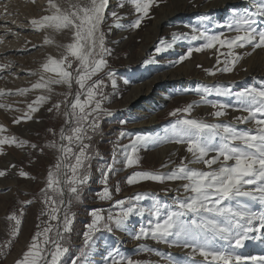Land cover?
<instances>
[{
	"label": "rangeland",
	"instance_id": "374dc122",
	"mask_svg": "<svg viewBox=\"0 0 264 264\" xmlns=\"http://www.w3.org/2000/svg\"><path fill=\"white\" fill-rule=\"evenodd\" d=\"M259 2L260 0H157L150 7L149 17L142 21L138 29H133L130 25L137 14L131 0H119L123 7L117 6L118 0H110L101 29L105 33V45L111 54L106 56L109 68L100 73L99 77L104 78L106 85L103 89L106 99L102 108L111 115H102L95 134L89 133L93 136L92 140L85 141L91 145L89 151L92 159L88 170L90 179L81 187L79 200H73L71 203V231L64 234V241L61 242L69 251L61 257L59 264H72L77 258L79 264H92L96 258H100L96 264H107L105 257L108 251L117 249L120 256L133 261L170 264L171 259L179 264H205L198 254L194 258L191 257V249L156 243L150 238L140 241L133 239L134 227L148 228L149 222L155 219L149 214L154 198L172 209L176 200H184L187 194L182 188L183 181H143L130 186L126 182L127 177L135 172L167 174L180 164L181 158L187 157V160H191L192 157L186 152V145L183 144L139 143L136 144L135 152L132 151V145L137 135L163 136L167 126L178 118L170 116L169 113L189 104L193 105V109L187 118L208 123L231 124L240 130L254 127L252 124L237 121V117L247 113L237 110L235 93L250 87L264 88V49L252 51L250 46L234 49L242 59L230 73L216 71L215 75L208 74L207 70L222 67L216 65L217 55L228 52L226 47L220 48L219 45L216 48L194 52L183 62L176 61L188 47H198L205 42L203 38L192 39L193 35H198L192 29L207 30L210 34L224 33V36L235 35L227 27L219 26L229 23L233 10H255ZM63 3V10L71 11L73 5L86 4L88 0H64ZM223 3L225 4L222 5ZM112 11H116L121 19L111 18ZM50 13L49 0H0V27L6 25L2 22L8 23L4 28L5 32L0 34L4 38L6 33L8 37L0 38V47H13L10 49L13 53H4L6 56L1 54L0 58L5 57L14 63L8 65L11 66L7 71L0 69V91L3 92V95H0V126L5 129L0 132V136H14L18 141L27 142L23 146L0 145V171L6 173L0 177V264H4V259L8 258L9 254L12 257L17 256V260L22 258L32 243L33 236L37 232H43L49 224L53 226V230L47 233L51 239L62 219L61 215L60 219L51 221L46 214L50 205L45 204L43 191L47 190L48 195L58 199L52 190L47 189V174L50 169L55 171L54 166L59 155L55 148L46 145L51 142H55L57 147L61 143L67 144V141L59 139L61 128L67 131L69 127L65 124L64 113L68 109L63 101L69 91L74 94L78 86L73 82V87L69 90L67 85H50L51 91H48L46 88L33 89L32 85L40 81L39 78L44 73L42 65L47 62L48 56L56 54V59H61L67 55L66 45L72 41V33L70 31L69 40L60 45L61 49L56 50L54 48L57 43L52 41L54 45L51 47L49 43L43 42L42 37L47 38L44 31L28 26L30 22L25 21H30L32 17L39 19ZM16 19L19 22H14ZM257 19V27L264 30V17ZM16 26L25 27V30H18ZM161 40L165 42L167 50L157 54L155 49L161 46ZM27 44L32 46L25 47ZM34 45L36 47H33ZM69 59L73 60L71 57ZM220 59L223 60L224 56L221 55ZM75 65L73 60V69L70 71L74 70ZM18 66L20 71L16 70ZM109 70L114 73L115 88L105 76ZM154 80L156 85L153 87ZM205 86H224L230 88L233 95H216L215 92L206 95L203 92ZM139 87L142 90H136ZM23 88L29 91L19 95L18 90ZM150 89L151 94L144 95ZM40 96H45L46 101L39 106L37 112L31 114V120L25 119V113L30 111L28 105L33 104ZM71 98L68 96V99ZM205 100L207 104L203 103ZM58 102L61 104L59 110L53 109L49 112L48 109ZM213 103L230 107L226 109L225 115L215 119L211 115L216 110L210 106ZM17 118L21 121L18 124L14 123ZM121 121L127 123L122 124ZM121 132L126 133L123 138L120 136ZM31 145L37 147L34 149ZM127 155L132 156L134 160L131 167L126 166ZM109 166L113 171L108 175L107 186L112 193V200H102L99 196L104 187L101 181ZM190 166L205 170L203 164ZM21 171L27 173L29 178L20 176ZM117 187L119 192L116 191ZM251 187L254 186H246ZM137 195L144 198L137 201L134 199ZM64 198L68 199L66 191ZM239 199L249 204L253 210L264 211V204L250 198ZM117 200L128 201L124 207L135 206L144 214L132 215L127 221V230H114L111 233L101 230L94 233L90 246L85 248L83 233L88 230L87 225L93 220L92 211L100 210V215L106 218L109 213L120 211V208L115 206ZM12 215L21 220L20 230L15 238L12 236L16 227L15 220L9 219ZM100 223L103 224L104 221ZM60 230L62 231V225ZM249 235L257 237L247 240L249 248L255 249L257 255H264V240L260 239V233ZM43 240V235L37 238V242L47 251L51 245H43ZM213 243L217 249H226L244 256L251 255V252L246 254L243 247L228 248L227 242L222 240ZM149 248L154 251L142 250ZM82 251L87 253L86 259L81 255ZM157 252L160 255H157Z\"/></svg>",
	"mask_w": 264,
	"mask_h": 264
},
{
	"label": "snow or ice",
	"instance_id": "6c2138e0",
	"mask_svg": "<svg viewBox=\"0 0 264 264\" xmlns=\"http://www.w3.org/2000/svg\"><path fill=\"white\" fill-rule=\"evenodd\" d=\"M156 2L157 0H131L137 16L130 27L138 29L142 21L149 17L150 7ZM109 6L110 0H88L86 4H75L71 11H65L53 0H49L51 13L30 21L37 29H68L72 33V41L66 45L67 55L61 59L48 56L47 62L42 65L43 72L52 73L55 78L50 76L45 79L41 76L40 81L33 84L32 88H46L51 91L50 85H67L71 90L73 82L78 88L74 94L69 91L63 101L68 109L64 113L65 124L69 127L67 131L61 128L59 139L67 141V144L61 143L57 147L55 142H51L46 145L59 152L54 166L55 171L50 169L47 174V189L52 190L58 199L48 195L47 190L43 191L44 202L50 205V210L46 214L51 221L60 219L62 215L60 219L62 231L58 225L51 239L47 233L53 230L52 225L49 224L43 232H37L27 251L15 264H59L61 257L69 251L61 241L64 239V234L71 231L73 217L69 214L70 206L73 200H79L81 187L90 179L88 170L92 159L89 151L91 145L85 141L92 140L93 136L89 133L95 134L99 128L100 117L111 115L102 108L106 99L103 91L106 85L104 78L99 77L100 73L109 68L106 56L111 54L105 45V33L101 29ZM117 6L124 5L118 0ZM110 16L114 20L121 19L116 11H112ZM231 17L227 25L219 27H227L235 35L224 36V33L210 34L207 30L192 29L194 33H198L193 35L192 39L203 38L205 42L198 47H188L177 58L176 63L189 59L194 52L216 48L219 45L220 48L226 47L228 52L217 55L216 65L222 67L209 69L208 74L215 75L216 71L230 73L242 59L239 53L233 51L234 49H244L249 46L252 51L264 49V30L257 27V17H264V0H260L255 10L245 9L243 12L233 10ZM45 43L50 41L46 38ZM160 45L155 49L157 54L167 50L163 40L160 41ZM217 52L219 53V49ZM221 55L224 56L223 60L220 59ZM69 57L76 62L73 71H70L73 69V60ZM145 63H155V61H145ZM105 76L111 80L112 87L115 88L114 73L109 70ZM94 77L99 78L93 79ZM28 91L29 89L23 88L18 90V94L24 95ZM203 92L206 95H211L213 92L216 95H233L232 90L224 86L212 88L205 86ZM0 95H3L2 91ZM68 96L72 98L68 99ZM235 98L237 110L247 113L237 117V121L252 124L253 128L240 130L231 124L208 123L204 120L187 118L193 109V105L189 104L169 113L170 116L178 118L167 126L163 136L135 137L133 152L136 151V144L139 143L159 145L171 142L186 145V152L191 154L192 159L181 158L180 164L167 174L135 172L127 177L126 182L130 186L143 181L156 183L183 181L182 188L187 194L184 200L177 199L172 209L154 198L149 214L155 219L149 222L148 228L134 227L133 239L140 241L150 238L156 243L191 249V257L194 258L198 254L205 264H264V255L244 256L226 249H217L213 243L222 240L227 242L228 248H242L247 240L257 239L255 235H249L251 233H260V239L264 240V211L253 210L249 204L239 199L250 198L264 204V88H245L236 92ZM46 99L45 96H40L33 104H29L30 111L25 113V119L31 120V114L37 112ZM203 103L207 104V101ZM60 106L58 102L48 111L52 112L53 109L58 111ZM210 106L216 109L211 113L215 119L225 115L226 109L230 107L215 103ZM20 122V118L14 121L16 124ZM3 131L5 129L0 126V132ZM49 131L56 135L52 129ZM125 135L124 132L120 133L121 138ZM26 143V141H18L14 136H0V145L23 146ZM31 147L35 149L37 146L31 145ZM133 164L132 156L127 155L126 166L131 167ZM193 164H203L205 170L191 167L190 165ZM112 171L109 166L108 171L103 173L101 182L104 187L99 193L102 200H112V193L107 186L108 175ZM5 174V171H0V177ZM19 175L29 178L23 171ZM246 186L254 187L246 188ZM65 191L68 194L67 200L64 198ZM116 191L119 192L118 187ZM143 198L142 195L134 197L137 201ZM126 203H128L126 200L115 201V206L120 208V211L109 213L106 218L100 215V210L92 211L93 220L87 225L88 230L83 233L85 248L90 246L94 233L101 230L109 233L114 230H127V221L132 215L144 214L135 206L124 207ZM9 219L15 220L16 227L12 232L15 238L19 233L21 220L15 215L10 216ZM101 221L104 223L101 224ZM41 235L44 236L43 245H51L47 251L37 242V238ZM10 243L9 241V246ZM142 250L154 251L150 248ZM156 254L160 255L158 252ZM81 255L87 258V253L84 251ZM105 259L107 264H151L150 261H133L122 257L118 249L109 250ZM72 264H79V258L73 260ZM170 264H179V262L170 259Z\"/></svg>",
	"mask_w": 264,
	"mask_h": 264
},
{
	"label": "bare ground",
	"instance_id": "6f19581e",
	"mask_svg": "<svg viewBox=\"0 0 264 264\" xmlns=\"http://www.w3.org/2000/svg\"><path fill=\"white\" fill-rule=\"evenodd\" d=\"M54 1V3H56V4H58L61 8H62V10L64 9V3H63V1L64 0H53ZM78 1V0H77ZM225 3H223L222 5H224ZM10 8V7H9ZM8 8V9H9ZM12 8V7H11ZM10 10V9H9ZM12 10V9H11ZM30 17V16H29ZM32 19H34L33 17H32ZM31 19V20H32ZM30 20V21H31ZM26 22H30L29 20L27 21V19L25 20ZM14 22H19V21H17V19L16 20H14ZM2 23H5L6 25L8 24L7 22H2ZM28 24V23H27ZM26 24V25H27ZM6 25H4V26H2V27H0V34L2 33V32H5L4 31V28H6L7 26ZM16 25V24H15ZM14 25V26H15ZM33 26L31 23H29V25L28 26ZM16 28L19 30V29H21V30H25V27H17L16 26ZM31 30V29H30ZM41 31H44V33L46 34V37L48 38V40L50 41V43L48 44L49 46H53L54 44H53V42L52 41H54L55 43H57V45H56V48H54V49H56V50H60L61 48V46L60 45H62L64 42H67L68 40H69V32H70V30H68V29H60V30H56V29H52V28H43V29H40ZM32 31V30H31ZM3 34V33H2ZM6 34V33H5ZM4 34V38H6V37H8V36H6ZM8 34V33H7ZM10 34V33H9ZM67 35V36H66ZM1 37L0 38H2V39H4L3 37H2V35H0ZM44 40H43V42L45 41V39L46 38H44V37H42ZM44 44V43H43ZM6 45V44H5ZM21 46V45H20ZM30 46H32V44H30V45H26L25 47H30ZM2 47V46H1ZM0 47V55L1 54H4V53H13V51H11L12 49H13V47H9V48H7V46H6V48H5V46H4V48H1ZM20 48H22V46L20 47ZM11 49V50H10ZM19 50V49H18ZM54 54V53H53ZM5 55V54H4ZM6 56V55H5ZM56 56V54H54L52 57L53 58H56L55 57ZM14 57V56H13ZM0 60H1V63H0V69L2 70V69H5L6 71H7V68H9L12 64H14L13 62H12V60L10 61V59H6L5 57L4 58H0ZM9 64H11L9 67H8V65ZM24 68V67H23ZM29 68V67H28ZM17 71H20L21 70V68L18 66L17 67V69H16ZM24 70V69H23ZM42 76H44L45 77V79H48L50 76L51 77H53L54 78V76H52L50 73H43V75ZM160 78V77H159ZM40 79V78H39ZM156 81L154 80L153 81V83H152V86L154 87L155 85H154V83H155ZM139 89H141V87H139V88H137L136 90H138V91H140ZM146 89V88H145ZM142 90V89H141ZM146 91V90H145ZM150 92H152L151 91V89L150 90H147L146 92H145V94L144 95H146V96H149L151 93ZM136 93V92H135ZM134 94V93H133ZM134 97V96H133ZM138 97V96H137ZM136 97V98H137ZM141 98V97H140ZM140 98H138V100L140 99ZM131 101H132V99H131ZM153 120V119H152ZM175 149V148H174ZM247 242V241H246ZM245 242V246L243 247L244 249H246V254L247 253H250L251 252V255H257V253H256V251H255V249H250L249 248V246H248V243H246ZM100 261V258H96V259H93V261L91 262V263H95L96 264V262H99Z\"/></svg>",
	"mask_w": 264,
	"mask_h": 264
},
{
	"label": "crops",
	"instance_id": "0c3cea01",
	"mask_svg": "<svg viewBox=\"0 0 264 264\" xmlns=\"http://www.w3.org/2000/svg\"><path fill=\"white\" fill-rule=\"evenodd\" d=\"M4 238V237H3ZM9 258V259H8ZM8 258L4 259V264H14L15 261L17 260V256L12 257L11 254L8 255ZM1 261V259H0ZM93 264V263H92ZM95 264V263H94Z\"/></svg>",
	"mask_w": 264,
	"mask_h": 264
},
{
	"label": "trees",
	"instance_id": "16d2710c",
	"mask_svg": "<svg viewBox=\"0 0 264 264\" xmlns=\"http://www.w3.org/2000/svg\"><path fill=\"white\" fill-rule=\"evenodd\" d=\"M73 202V201H72ZM64 240H62L61 242H63Z\"/></svg>",
	"mask_w": 264,
	"mask_h": 264
},
{
	"label": "water",
	"instance_id": "95a60500",
	"mask_svg": "<svg viewBox=\"0 0 264 264\" xmlns=\"http://www.w3.org/2000/svg\"><path fill=\"white\" fill-rule=\"evenodd\" d=\"M245 1V0H244Z\"/></svg>",
	"mask_w": 264,
	"mask_h": 264
}]
</instances>
